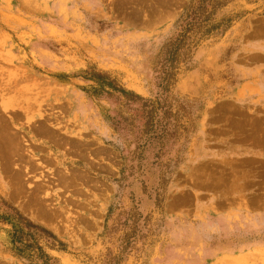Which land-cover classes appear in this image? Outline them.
<instances>
[{
	"label": "rangeland",
	"instance_id": "rangeland-1",
	"mask_svg": "<svg viewBox=\"0 0 264 264\" xmlns=\"http://www.w3.org/2000/svg\"><path fill=\"white\" fill-rule=\"evenodd\" d=\"M262 34L264 0H0V128L18 149L0 146V264L247 250L256 238L231 237L208 207L248 193L208 159L207 107L247 80L242 42ZM256 200L244 209L264 244Z\"/></svg>",
	"mask_w": 264,
	"mask_h": 264
},
{
	"label": "crops",
	"instance_id": "crops-1",
	"mask_svg": "<svg viewBox=\"0 0 264 264\" xmlns=\"http://www.w3.org/2000/svg\"><path fill=\"white\" fill-rule=\"evenodd\" d=\"M242 46L254 58L253 71L245 82L229 90L228 97L207 107L206 134L212 145L208 159L219 162L231 182H237L238 189L248 194L229 200L214 198L208 207L227 225L231 237L256 241L244 242L247 250L242 246L228 248L221 252L222 263L217 259L209 264H230L231 256L241 254H264L262 216L244 209L257 205L256 198L264 194V34L242 42ZM246 118L257 121L258 126L246 125Z\"/></svg>",
	"mask_w": 264,
	"mask_h": 264
},
{
	"label": "bare ground",
	"instance_id": "bare-ground-1",
	"mask_svg": "<svg viewBox=\"0 0 264 264\" xmlns=\"http://www.w3.org/2000/svg\"><path fill=\"white\" fill-rule=\"evenodd\" d=\"M6 135L8 134H5L4 129L0 128V143H1L0 146L2 148H6L7 146V148H9L12 152H14L15 150H12V149L17 148V141L13 137H11L10 139H6V138L4 139ZM17 150H16V153H17Z\"/></svg>",
	"mask_w": 264,
	"mask_h": 264
},
{
	"label": "trees",
	"instance_id": "trees-1",
	"mask_svg": "<svg viewBox=\"0 0 264 264\" xmlns=\"http://www.w3.org/2000/svg\"><path fill=\"white\" fill-rule=\"evenodd\" d=\"M32 228H36L35 226L31 225Z\"/></svg>",
	"mask_w": 264,
	"mask_h": 264
}]
</instances>
